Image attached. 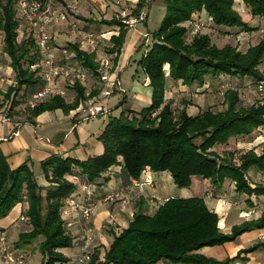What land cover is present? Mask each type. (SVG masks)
Listing matches in <instances>:
<instances>
[{
    "label": "trees",
    "instance_id": "16d2710c",
    "mask_svg": "<svg viewBox=\"0 0 264 264\" xmlns=\"http://www.w3.org/2000/svg\"><path fill=\"white\" fill-rule=\"evenodd\" d=\"M55 1L58 8L65 4V0ZM145 1L138 0L129 15L138 16ZM242 1L251 20L242 17L234 7V0H165V14L158 27L150 32L152 40L138 61L149 78L150 102L140 109L128 108L119 115H110L98 135L103 146L101 153L84 159L70 155L47 157L41 163L48 184L40 186L27 161L11 168L0 147V217L17 202L26 200L28 219L25 223L32 226L27 230L22 228L17 245L30 244L43 236L39 244L43 257L39 264L69 261L61 248L79 244L80 239L74 242L65 226L61 215L64 200L73 195L84 180L94 185L96 198L101 197L106 192L103 185L111 176L106 177L104 173L114 164L119 165L115 174L123 186L130 177H139L146 167L153 172L169 173L178 187L189 186L193 176L208 178L218 186L228 179L234 182L237 193L248 196V201H253L252 196H255L263 208L262 213L223 233L219 216L203 196H168L149 211L137 207L141 196L138 195L128 206L132 216L128 217L127 225L121 231H116L113 224L105 228L112 239L103 257L98 249L92 250L86 264H229L239 258L241 252L254 250L261 244L256 243L223 260L198 252L205 245L233 240L244 231L264 227V179L252 184L247 177L251 167L264 173V144L260 153L250 148L240 153L237 160L230 150L220 154L214 149L230 137L249 135L264 128V94L257 101L246 102L243 90L232 87L226 80H241L252 84L256 90L257 81L264 77V34L258 42L241 49L238 42L218 45L203 29L211 26L226 35L236 36L235 39H241V33L263 32L264 0ZM12 4V0H0V30L4 34V54L14 73V83L6 94L13 92V103L17 104L26 103L31 93L43 85L44 79L39 66L31 68L39 62L33 38L26 35L17 39L18 19ZM66 16L65 20L48 27L53 45L67 48L72 61L88 67L90 75L85 82L75 76L65 78L59 84L65 95L54 94L28 108L27 120L31 122L45 110L61 108L69 112L99 92L96 76L101 56L97 50L88 51L83 46L86 45L84 37L78 39V35L74 41L67 39L68 44H59L51 31L64 29L74 34L78 28L79 34H83L94 30L98 23L84 16L78 8L68 9ZM194 21L201 22L202 27L191 34ZM100 22L117 30L111 33V45L105 49L115 52V65L126 40L128 23L119 16ZM62 23H66L65 27L60 26ZM179 84L195 87L196 91L216 84L224 94L225 108L215 111L207 107L191 113L186 104L177 107L172 95L166 97V90H178ZM70 93H74L72 100L67 97Z\"/></svg>",
    "mask_w": 264,
    "mask_h": 264
},
{
    "label": "rangeland",
    "instance_id": "374dc122",
    "mask_svg": "<svg viewBox=\"0 0 264 264\" xmlns=\"http://www.w3.org/2000/svg\"><path fill=\"white\" fill-rule=\"evenodd\" d=\"M117 1L114 0L113 2L108 4L109 8H107V9L103 5H93L92 4V6L94 8L93 9L90 8V11H89L90 14L88 16L91 17L92 19H94L95 22L98 23L97 27H94L93 28L94 30H92V32H94L96 34H99L101 32L106 33V37L99 38L98 43H97L98 53L102 54L101 56H103V54L106 52L105 49H107V48L109 49V47L111 45V42L109 40V36H110L111 31H112V28L109 25H106L105 23L100 22L101 19H109V17H111V16H119L121 18L124 17V18H126V20H128L129 18L139 19L138 18L139 16L135 17L132 15H129L132 8L135 7V5H136V4H134L133 6H131L132 1L137 3L138 0H117ZM142 11L144 13L143 14L144 17L142 19H139L135 25H134L135 22L133 24H131V22H130V24H128V31H127L126 40H125L126 42H125V44H124V46H123V48L119 54L118 61L115 64L116 69L120 73L119 77H118V81H119L118 89L119 90L114 92L107 99V107L110 109V113H102V114L96 115L93 118H90L87 121H85V123H87V124L89 123L91 126H93V123H95V124L100 123L102 117H104L108 120L110 115H119V113L123 109H128V108L140 109L142 106H144L150 102V101H147L148 98L142 92V89L145 87L144 85H146V84H144V80L146 79V75H145L144 71L142 70L138 61L142 57V55L144 54V52H145L144 50L146 49L147 44L150 43L152 40L150 32L153 29L158 27L163 15L165 14V11H166L165 0H146L143 7H142ZM240 14L242 15V17L245 20H251L252 19L251 14L248 11H245V10L242 11L241 10ZM135 27H136V29H138L140 31L141 34L138 38H135L132 41V37H133L132 31L134 30ZM263 27H264V24H263ZM205 28L206 27H204L203 29H205ZM115 31H117V30H115ZM86 32H88V31H86ZM215 32H216L217 38H215V34H214ZM79 33H80L79 29L76 28L74 31V34L71 33L67 39H71L74 41L75 37H77L76 35H78V39H81V37H84V35H85L84 33L83 34H79ZM262 33L264 34V30H263V32H260V33L253 32L252 34H249L246 36L243 35L244 38L242 37L241 39L239 37H237L235 39L234 37H236V36H234V35L230 36V35H226L223 31L214 30V32L212 33L213 34L212 38L217 42L218 45H222L226 42H232L234 44L238 42L239 43L238 46L241 49H245V48H247L248 45L258 42V40L261 39V37L263 36ZM24 37H26V33H22V34L20 33V35H18L17 39L21 40ZM63 43L68 44V41L67 40L63 41L62 39H60L59 44H63ZM132 45H133V47H132ZM134 45H136V46L134 47ZM111 53L113 56L115 55V52H111ZM2 59H3L4 63L9 64V62H8V60L4 54H3ZM6 75H9V73H6ZM226 80H228L230 82L232 87L237 86L243 90L242 95H243L244 100L246 102L257 101L261 96V94L256 92V90L252 84H249L247 82L243 83V81H241V80H239L237 82L235 79L232 80L231 78H226ZM61 81H63V79H58L59 83ZM13 83H14V79L12 78L11 84H13ZM216 84H213L212 86H210L208 89H206L204 91L200 90V89H198L196 91L195 87L190 88L188 85L180 84V87H178V90H175L172 92V97H173V100L175 102V105L177 107H179V106H184L186 104L187 109L191 112L194 111L193 113L198 111V108L192 107V105H194V103H200L202 105L200 107H203L202 109H205L207 107L212 108L215 111L224 109L225 108V104L223 102L224 101V94L221 93L217 89ZM70 94L67 95L68 99L71 98V97H69ZM192 109H193V111H192ZM12 111L13 110H11V113H12ZM27 111H28V107H27L26 103H24L23 101L19 102L18 112L24 117V115H25L24 113H27ZM47 111H51L54 118L51 119L50 121H45L46 124H44L43 130H41V132H40L41 135H37L38 141H41L42 138L46 136V134L48 135L50 133L52 127L55 124H58L61 127L60 131L66 132L67 138L72 140L73 142L75 140H77V133L81 134L80 139L82 141H84L83 139L85 137L89 136L88 132L81 130L79 127L77 128V131H75V130L74 131H68V128H67L68 119L65 120V123H66L65 127L60 122L61 119L63 118V113H65L62 109H54V110H47ZM2 113L10 115V108L9 109L5 108V110H3ZM1 120H3V119L1 118V115H0V121ZM6 120H8V119H6ZM33 121H34V119H33ZM62 122H64V120ZM55 136H56V134H54V137ZM263 144H264V128L262 130H255L254 132H252L249 135H240V136L230 137L226 143H220V144L214 146V149L217 152H219L220 154H223L225 150H230L234 153L235 159L237 160V157L240 153H242V152H244L250 148H253L257 153H260ZM33 164H34V167L31 163L29 165L33 170L34 176H35L38 184L40 186H46L48 181H47V178L45 176L42 163L38 162V163H33ZM113 169H115V171L119 170V165L114 164L112 167V170L109 171L108 175L114 176L115 172L113 173ZM197 177H199L197 179H203L200 176H197ZM263 177H264V174L261 173L259 176V179L263 180ZM250 180H252V178H250ZM254 180L257 181L258 178L254 179ZM113 182H115V181H113ZM165 186L166 187L164 189H162V192H166L167 194H169V193L174 194V195L195 194V195L204 196V199L208 204H210V201H212V199H210L206 193V190H209V186H208L207 182L195 180L194 177L192 178L191 184L187 187H178L172 180L169 183V186L167 183H165ZM105 188H108L106 190H109L111 188L110 184L108 185V183H107L105 185ZM178 192H180V193H178ZM148 195H149V193L147 191L146 194L141 195V198L144 197L147 200H149ZM25 210H26V208L23 211H21V214L19 215V219L18 218L16 219L17 215L19 214V209L12 210V208L5 216L0 217V218L8 219V224H12L11 225L12 227L10 229L9 228L6 229L8 232V238H10L11 240L12 239H18V236H19L18 225H22L24 223L23 220L20 219V216L25 215ZM100 210H101L100 205H98L97 211L92 216V221H91L90 225L93 228V231H99L100 226H102L104 223H106L105 225L110 226L109 224H107V222H108V220H111V217L109 216L110 212H111V207L107 208V210H108L107 215L105 217H103L102 221L99 224L100 226L98 225L97 227H95V224H93V220H94L95 216L100 212ZM125 212L126 211H121L120 209H114V211H113L114 217L117 220V224L115 226L116 231H121L122 228L127 225L128 217H131L130 215H128V213L126 214ZM248 220H250V219H248ZM25 224H26V227L24 228V230L30 229L32 226L29 223H25ZM69 233L71 234L74 242H75V240L80 239V238H78V235L76 234V232L74 230L69 231ZM108 234H109V231H106L105 227H104L103 231H102L103 236H97L96 240L94 241V243L92 245L93 251L96 249H98L100 251V257L101 258L103 257V253H104L105 248H107L109 246V243L112 239V236H109ZM42 239H43V236H41V235L38 236L34 241H32L29 244L30 247H27V248H31L29 253L32 256H33L32 251L34 253H37L38 251H40L39 244H40V241ZM78 245L73 244L71 247L73 250H76L75 246H78ZM205 246H207L208 249L203 251L204 254H206V256H210L216 260H223L228 255L225 251L223 243H217V244L205 245ZM27 248H23V250L26 252ZM64 248H69V247H64ZM1 264H12V263L4 260L1 262ZM64 264H72V260H70Z\"/></svg>",
    "mask_w": 264,
    "mask_h": 264
},
{
    "label": "crops",
    "instance_id": "0c3cea01",
    "mask_svg": "<svg viewBox=\"0 0 264 264\" xmlns=\"http://www.w3.org/2000/svg\"><path fill=\"white\" fill-rule=\"evenodd\" d=\"M113 1L114 0H82L78 6V9L84 16L89 17L88 15L90 14L89 13L90 8L91 9L94 8L92 4L93 5H103L107 9L109 8L108 4H110ZM134 4L136 3L132 1L131 6H133ZM234 7L238 11L245 10V4L243 3L242 0H234ZM65 24L66 23H62L60 26L65 27ZM213 28L214 27L208 26L204 30L210 33L211 37H213L212 33L214 32V30H216L215 28L214 29ZM51 31H52V34H54V36L58 38V40L62 39L63 41L67 40L68 36L71 34L70 32H67L64 29L61 31L59 30L58 31L51 30ZM114 31L115 30H112L111 33H113ZM253 32L249 34H252ZM83 33L85 34V31ZM256 33H259V31ZM132 34H133V37H132V41H133L135 38H138L141 33L135 27L134 30L132 31ZM214 34H215V38H217L216 32ZM242 34H240V36H243ZM249 34H245V36ZM83 46L87 48V45H83ZM135 46L136 45H134V47ZM97 53H98V49H97ZM8 73L9 75H5L3 79L0 80V115H1V118L3 115L2 111L5 110V108H8V109L10 108V115L8 114V120L0 121V139H1L0 147H1L2 152L6 155L8 163L11 168L17 167L24 161H27L29 164L31 163L34 167L33 163L42 162V160L46 159L47 157L51 155H61V156L70 155L76 158L84 159L90 155H94V154H98L102 152L103 146L100 140L98 139V135L101 132L107 119L102 117L100 123L98 124L93 123V126H91L89 123L88 124L85 123V121H87L90 118H93L94 116H88L87 118H85L84 115L86 111L82 110V108H79V106L75 109L70 110L69 112L63 113V118L61 119L60 122L65 127V124H66L65 120L68 119L67 121L68 131H74V130L77 131V128L79 127L81 130L88 132L89 136L85 137L83 139L84 141L80 139L81 138L80 133L79 134L77 133V140H75L74 142L68 139L66 132L60 131L61 127L58 124H55L52 127L50 133L48 135L46 134V136L43 137L41 141H38L37 135H41L40 132L41 130H43L44 124H46L45 121H50L51 119L54 118L53 114L51 113V111L45 110L32 118V120L34 119L35 123L27 120L28 111L27 113H24L25 115L23 117L18 112L19 103L17 104L13 103L14 93L12 92L10 93V95L6 94V92L8 91V87L11 85L12 78L14 79L13 71L12 72L8 71ZM60 79H63L64 81L65 78H60ZM63 81H61L60 83H62ZM89 81H91V79H89ZM144 86L145 87L142 89V92L148 98L147 101H150L151 87L148 84ZM178 87H180V84ZM21 91L22 90H20V92ZM171 95H172V92L168 88L166 90V97H170ZM69 97H71L69 99L72 100L74 97V93H71ZM200 106H202L200 103L192 105V107L198 108V110L203 108ZM56 109H61V108H56ZM11 110H13L12 113H11ZM63 120L64 122H62ZM13 132H16V134L15 133L13 134ZM54 134H56L55 137H54ZM112 167L110 168L109 171L112 170ZM115 169H113V173L115 172ZM109 171L104 173L106 174V177ZM151 172H152V176L154 180L153 181L154 186L147 187V191L154 192L159 197L167 198L168 196L174 195V194H170V193L167 194L166 192H162V189L166 187L165 183H167L169 186V183L172 180L171 175L167 172H153V171ZM261 173H262L261 171H258L255 168H252V167L249 168L247 172L248 174L247 177L250 183L254 184L257 181L261 182V180L259 179V176ZM193 177L195 178V180L207 182L209 186V190H206V193L209 196V198L212 199V201H210V204H208L207 202L206 203L219 216V226L223 233H229L231 231L232 226L235 224H240L243 221L248 220V219H256L261 215L262 209H263V208H260L261 205L256 204L254 206V203L252 200L251 201L247 200L248 199L247 195L237 193L234 189V182L228 179H225L222 182V184L218 186V185L211 183L210 179L208 178L197 179L199 177L197 176H193ZM250 178H252V180H250ZM256 178H258L257 181L254 180ZM107 183L108 185L110 184V187H111L110 189L123 186L121 184V179L117 174H114V176L111 175L109 177V180L103 185L104 189H108V188H105V185ZM179 195H183V194H179ZM188 195H191V194H188ZM184 196H186V194ZM140 199H141V196L139 198V201L137 202V207L141 206L142 208L147 209L149 211H152L155 209L157 205V201H151L150 199L147 200L146 198H144L143 201H140ZM25 201L26 200L23 199L22 201L17 202L12 207V210L19 209V214L17 215L16 219L17 218L19 219V215L21 214V211H23L27 207V202ZM98 205H100L101 210L95 216L93 220V224H95V227H97L102 221L103 217L107 215V211H108L107 208L111 207V205L103 204V203H99ZM253 206L257 208L256 212L248 213L247 210ZM125 213L127 214L128 212H125ZM11 225L12 224H8V219L0 218V230L7 229V228L10 229L12 227ZM25 227H26L25 222L22 225H18L19 232L22 231V228H25ZM263 234H264V228H254V229L247 230V231L240 233L233 240L223 242L225 251L228 254L227 256H230V257L236 255L237 252L240 250L242 251L243 249L248 248L256 243H261L254 250H251L248 252H241L240 257L231 261L229 264H264V238L262 237ZM7 241L10 243L12 247H15V248L23 249V248L30 247L29 244L18 246L17 239L11 240L10 238H8V236H7ZM75 247H76L75 248L76 250H73L72 247L71 248L69 247L70 249L61 248L64 254L67 257H69V261L73 260V257L79 251L78 246H75ZM207 249H208L207 246H203L198 250V252H201L204 254L203 251ZM30 250L31 248L26 249L27 256H28V264H39L42 261L43 254L40 251H38L37 253H34L32 251L33 253V256H32L29 253Z\"/></svg>",
    "mask_w": 264,
    "mask_h": 264
},
{
    "label": "built area",
    "instance_id": "2783aa9c",
    "mask_svg": "<svg viewBox=\"0 0 264 264\" xmlns=\"http://www.w3.org/2000/svg\"><path fill=\"white\" fill-rule=\"evenodd\" d=\"M81 1L65 0V4L61 8H58L55 0H12V5L18 19L17 29L19 35L20 33H26L27 36L33 38L35 43L39 62L32 65L31 68L34 69L39 66L44 79L43 85L35 89L26 102L28 108L34 107L39 101L49 98L54 94L65 95V90L59 85L58 79L75 76L80 81L85 82L90 75L88 67L72 61L71 52L67 48L53 45L52 37L48 30L50 24L65 20L67 18V10L77 9ZM143 14L141 10L138 18L142 19L144 17ZM139 19L129 18L126 22L128 24L135 22V25ZM208 19L211 20V17ZM201 27V22L194 21L191 27V34L197 33ZM102 37H106V33L85 32L84 41L89 51H96L98 49V39ZM4 44V34L0 30V80L3 79L8 71H13V68L9 67L10 65L8 66V64L3 62ZM99 64L100 70L96 76L99 92L79 105V108L86 111L85 118L109 113L110 109L107 107V99L116 90H119V71L114 65L112 53L105 52L101 56ZM148 82L149 78L146 76L144 84H148ZM256 90L261 95L264 94V77L257 81ZM2 119H8V115L3 113ZM14 133L16 134V132ZM153 181L152 172L146 167L142 170L139 177H130L125 186L106 190L101 197L97 198L92 183L86 180L80 182L76 192L64 200L61 209V215L65 221L67 230H74L78 238H80L79 251L73 257L72 264H86L90 260L94 241L97 236H103V228L108 227L104 223L100 226L99 231H93L90 225L92 216L97 211L98 204L111 205L109 215L111 220H108L107 224L116 225L117 220L114 217V209L126 211L128 215L132 216V211L128 210L129 204L136 196L146 194L147 187L154 186ZM148 193L149 199L157 201V203L167 199L166 197H159L154 192ZM252 199L254 206L259 204L255 196H252ZM254 206L249 208L247 212L255 213L257 208ZM260 208L262 207L260 206ZM20 219L25 222L28 216L21 215ZM7 236L6 229L0 230V263L5 260L12 264H28L27 253L21 248L12 247L7 241ZM262 237L264 238V234Z\"/></svg>",
    "mask_w": 264,
    "mask_h": 264
},
{
    "label": "water",
    "instance_id": "95a60500",
    "mask_svg": "<svg viewBox=\"0 0 264 264\" xmlns=\"http://www.w3.org/2000/svg\"><path fill=\"white\" fill-rule=\"evenodd\" d=\"M213 158H215V157H213Z\"/></svg>",
    "mask_w": 264,
    "mask_h": 264
}]
</instances>
